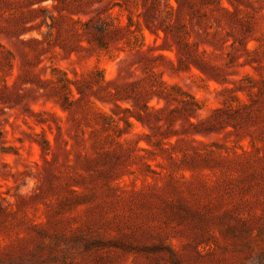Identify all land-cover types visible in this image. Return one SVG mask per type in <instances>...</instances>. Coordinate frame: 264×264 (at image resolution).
<instances>
[{
    "label": "rangeland",
    "instance_id": "rangeland-1",
    "mask_svg": "<svg viewBox=\"0 0 264 264\" xmlns=\"http://www.w3.org/2000/svg\"><path fill=\"white\" fill-rule=\"evenodd\" d=\"M0 264H264V0H0Z\"/></svg>",
    "mask_w": 264,
    "mask_h": 264
}]
</instances>
